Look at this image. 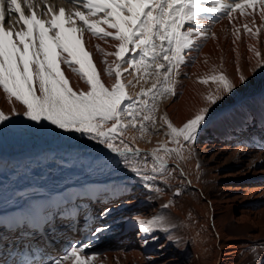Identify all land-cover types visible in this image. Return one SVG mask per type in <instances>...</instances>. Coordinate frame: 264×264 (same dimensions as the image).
<instances>
[{"label":"bare ground","instance_id":"bare-ground-1","mask_svg":"<svg viewBox=\"0 0 264 264\" xmlns=\"http://www.w3.org/2000/svg\"><path fill=\"white\" fill-rule=\"evenodd\" d=\"M203 6L211 3L204 0ZM56 7L58 11L60 6ZM202 16L207 37L186 50L184 62L168 81L172 91L163 92L162 84L154 100L144 97L155 126L145 122L143 130L140 125L136 131L128 127L122 137L129 147L140 149L139 156L130 157L131 165L139 167L142 175L155 176L152 181L136 177L118 162L123 157L78 133L37 126L24 117H12L3 124L4 131L0 125V260L4 264H21L18 258H4L18 246L48 250L52 259L84 243H89L85 254L92 256L90 264H264V66H257L264 62V21L259 5L252 16L237 10L232 20L223 13ZM245 24L259 32L249 34ZM85 43L101 79L110 86L114 77L104 72L105 53L114 51L117 42L85 32ZM106 59L111 63L114 57ZM62 69L74 90H87L76 73L65 65ZM127 73L122 78L134 99L155 80L143 71ZM220 74L237 87L213 105L206 97L217 94L211 77ZM241 75L247 78L243 84ZM13 107L24 110L0 89V111L10 114ZM205 107L210 111L197 139L182 147L173 143L163 118L182 127ZM64 135L75 138L62 140ZM49 137L59 138L49 142ZM21 142L31 148L18 149ZM56 142L63 146L55 147ZM161 146L178 149L158 152L165 163L163 176L152 172L160 163L152 151ZM97 206L100 211L95 215ZM18 216H24L26 224L13 229L10 221ZM153 217L164 219L163 228L139 231V221ZM42 221L48 226L45 233L35 225ZM105 226L107 230L93 237L97 227ZM49 259L31 264H47Z\"/></svg>","mask_w":264,"mask_h":264},{"label":"snow or ice","instance_id":"snow-or-ice-1","mask_svg":"<svg viewBox=\"0 0 264 264\" xmlns=\"http://www.w3.org/2000/svg\"><path fill=\"white\" fill-rule=\"evenodd\" d=\"M40 2L45 5L43 10L33 0H24V6L21 0H0V89L10 102L14 98L24 107L23 112L15 107L10 114L0 111V125L10 122L12 117H24L37 126H54L64 133H78L123 157L118 162L130 167L143 181L156 177L142 175L139 167L131 165L130 157L139 156L140 149L129 147L122 137L128 127L139 124L143 130L145 122L155 126L149 100L144 97L154 100L162 84L163 92L172 91L168 81L184 62L186 50L207 37L201 24L202 14L223 13L232 20L237 10L241 15L252 16L259 5V17L264 21V0H239L235 4L208 0L210 7L203 6L204 0H82L80 6L67 13L64 7L57 11L48 6L47 0ZM69 2L75 3V0ZM25 6L29 14H25ZM248 9L253 12H247ZM6 19L8 27H5ZM244 28L251 35L259 32L257 29L254 33L247 24ZM85 32L101 40L111 38L117 42L114 51L105 53L104 72L114 77L110 86L101 79L86 48ZM96 48L103 51L99 45ZM108 56L114 57L111 63L106 59ZM124 64L128 67H123ZM62 65L76 73L87 84V90H74ZM257 66H264V62L258 61ZM129 69L155 77L151 87L142 89L135 99L128 94L122 78ZM211 79L217 84V94L206 99L213 105L237 87L224 74ZM246 79L244 75L239 77L241 84ZM209 111L207 107L202 108L182 127H174L164 117L172 142L180 147L194 142ZM160 151L172 153L178 149L161 146L152 151V157L160 162L158 167L153 166L152 172L163 176L166 168L158 155ZM108 211L105 209V213ZM139 224V231L147 233L152 227L163 228L164 219L153 217L140 220ZM105 230L106 226L97 227L92 235L95 237ZM88 247L89 243L72 245L69 251L49 259L47 264H68L69 261L90 264L92 256L85 254ZM0 264L4 261L0 260Z\"/></svg>","mask_w":264,"mask_h":264},{"label":"rangeland","instance_id":"rangeland-1","mask_svg":"<svg viewBox=\"0 0 264 264\" xmlns=\"http://www.w3.org/2000/svg\"><path fill=\"white\" fill-rule=\"evenodd\" d=\"M23 2H24V0H23ZM33 2L35 3V4H37V5H39V9L40 10H43V8L45 7V5L43 4V3H41L40 2V0H33ZM52 2V6H53V8H56L57 9V5L58 6H60V7H64L65 9H66V13L67 12H69V11H72L75 7H78V6H80V4L82 3V0H75V3H70L69 2V0H49V1H47V4L49 5L50 3ZM22 3V2H21ZM22 6H24V3H22ZM41 6V7H40ZM50 6V5H49ZM59 10V9H58ZM83 10V9H82ZM25 14H29V12H28V9H27V7L25 8ZM15 23V21L13 20V24ZM9 26V24H8V22H7V19H6V23H5V27H8ZM16 27H19V25H16ZM126 74H128V73H125V75ZM131 76L132 75H130V76H127V77H129V78H131ZM129 86H131V83H128L127 84V87H129ZM132 96L131 97H134V94H131ZM134 99V98H133ZM126 103H128V102H126ZM138 126H139V124H137ZM1 128H2V130L1 131H4V126L2 125L1 126ZM138 128V127H137ZM137 128L135 127V131L137 130ZM43 136H47V135H43ZM46 138V137H45ZM59 138V137H58ZM58 138H53V137H49L48 138V140H49V142L50 141H53V140H55V139H58ZM75 138V136H71V135H64V136H62V140H66V141H72L73 139ZM60 141V140H59ZM12 142V141H11ZM21 143H23V142H21ZM30 145L31 144H29V145H27V144H25V143H23V145H21L18 149H23L25 146H26V148H31L30 147ZM53 145L55 146V147H57V148H60V147H62L63 145L61 144V142H59V143H53ZM103 156H105L104 154H103ZM175 193H177V191H175ZM99 207V208H98ZM97 209H96V211H95V215L97 214V212H99L100 210V206H97L96 207ZM92 219L93 218H91V221H92ZM51 254H52V252H51ZM51 256V255H50Z\"/></svg>","mask_w":264,"mask_h":264}]
</instances>
